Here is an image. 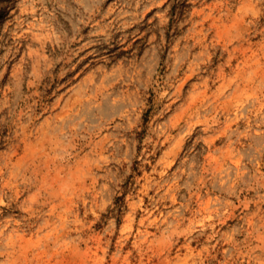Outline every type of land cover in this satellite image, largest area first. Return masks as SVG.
<instances>
[{"label":"rangeland","instance_id":"obj_1","mask_svg":"<svg viewBox=\"0 0 264 264\" xmlns=\"http://www.w3.org/2000/svg\"><path fill=\"white\" fill-rule=\"evenodd\" d=\"M0 264H264V0H0Z\"/></svg>","mask_w":264,"mask_h":264}]
</instances>
